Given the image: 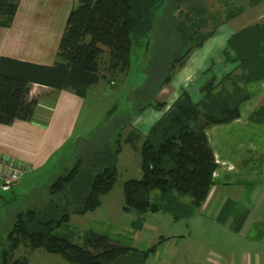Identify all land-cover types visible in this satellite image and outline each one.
Instances as JSON below:
<instances>
[{
    "label": "trees",
    "instance_id": "1",
    "mask_svg": "<svg viewBox=\"0 0 264 264\" xmlns=\"http://www.w3.org/2000/svg\"><path fill=\"white\" fill-rule=\"evenodd\" d=\"M192 1L77 0L68 13L53 64L0 56V123L32 119L37 99L28 95L34 83L85 96L101 79L125 73L135 47L151 53L146 81L138 89L145 104L140 110L165 105L156 95L175 71L218 25L243 10V5L233 6L223 20H217L206 5ZM18 2L0 0V26L11 23ZM209 20L212 28L206 30ZM221 55L227 69L204 84L201 97L194 100L189 92L181 91L148 129L140 146L141 176L122 185L124 211L140 218L163 211L179 220L189 217L207 196L217 164L205 130L237 118L248 98L244 85L264 78V23L233 33ZM126 117L120 119L124 124L129 123ZM249 119L264 120V105ZM106 122L82 139L76 160L54 175L45 204L15 214L7 244L0 250V264H27L26 257L14 256L21 245L30 251L59 254L67 264H145L154 246L141 250L90 231L88 245L82 247L53 232L72 214L99 206L101 196L117 179L121 139L134 145L140 138L132 130L125 138L118 131L111 140L104 132Z\"/></svg>",
    "mask_w": 264,
    "mask_h": 264
},
{
    "label": "crops",
    "instance_id": "2",
    "mask_svg": "<svg viewBox=\"0 0 264 264\" xmlns=\"http://www.w3.org/2000/svg\"><path fill=\"white\" fill-rule=\"evenodd\" d=\"M24 1L19 0L11 23L0 26V56L51 65L56 61L66 21L64 30L54 33V29H47L39 20L40 16L27 18L25 11L29 5H24ZM262 2L264 0H259L256 5ZM243 11L244 7L239 14L218 25L157 93V99L165 103L164 111L181 91L186 90L191 97L193 92L201 95L202 87L213 75L220 76L226 71L221 52L233 33L264 23L263 9L248 24L222 31ZM244 87L248 98L240 105L239 116L205 130L217 166L207 196L189 217L173 220L170 213L159 211L148 212L140 218L132 211H124L122 201L119 211L124 217L116 223L114 214L118 210L113 212L104 202L111 188L101 196L97 208L84 214H72L67 222L54 229V234L82 247L88 245L90 231L141 250L154 246L145 264H264V120L249 119L254 110L264 105V78ZM167 90L170 97L161 100L158 96ZM86 96L87 93L79 96L70 90L34 83L28 95L37 99L32 119L0 123V155L26 164V173L43 169L75 135ZM153 108L140 110L136 119H132V126L142 134L140 146L154 123L151 120L147 126H142V116ZM161 115L162 112L153 119ZM79 139H82L81 134H78ZM138 152L140 154V148ZM25 174L5 191L17 187ZM140 176L141 154L133 178ZM32 189L31 185L27 192Z\"/></svg>",
    "mask_w": 264,
    "mask_h": 264
},
{
    "label": "rangeland",
    "instance_id": "3",
    "mask_svg": "<svg viewBox=\"0 0 264 264\" xmlns=\"http://www.w3.org/2000/svg\"><path fill=\"white\" fill-rule=\"evenodd\" d=\"M250 1H252V4H250ZM258 1L193 0L192 2L206 5L217 20H223L226 11L232 9L233 5H243L244 11L222 28V31L227 32L230 29H237L244 24H248L247 22L256 13L262 11L264 9V2L256 5ZM25 4L29 5L25 11L27 18L40 16L39 20L45 23L47 29L50 28L51 31L54 29L52 32L55 33L56 31L62 32L64 30L67 14L76 6L77 0H25ZM183 8L185 9L186 6L183 5ZM211 28L212 21L209 20L206 30H210ZM33 39H37L36 35H34ZM147 56H149L150 60L151 53L146 54L141 47L133 48L130 54V66L125 73L117 72L111 78L110 76L103 78L97 84L88 88L85 103L77 120L75 135L67 142L63 150L59 154H56L43 169L35 173L25 172L26 174L19 181V185L8 191H5L0 186V250L7 244L6 236L12 226L15 214L19 210L41 208L45 204L49 196L48 188L52 178L55 174L63 172L65 167L70 166L76 160L79 156V146L82 144L83 138L91 136L106 120L104 132L110 134L111 140L118 131L121 133L122 138H125L132 130L138 132L141 138L142 134L132 126V121L136 119L140 108L145 105L144 99L138 95V89L144 85L147 78ZM170 95L171 93L167 90L166 92L162 91L158 97L163 100L169 98ZM200 97L201 95L197 96L193 92L192 98L194 100H198ZM164 107L165 105H159L152 110H148L142 116V126H147L151 120L152 123L155 122L154 120L156 119L153 118L159 116L161 112L163 113ZM125 117L128 118L129 123L125 122L126 124H124L120 120L124 121ZM139 130H142L141 127H139ZM78 134H81L82 139L77 140ZM140 138L139 141L134 142V145L126 143L121 139L122 148L116 157L117 179L108 196H106L107 201H104L105 204L113 208V212L115 209L118 210L114 214L116 223H120L123 216V213L119 211L123 201L122 184L125 180L135 177L136 171L139 168L140 154L138 151L141 142ZM95 143L97 142L95 141ZM31 185L33 186L32 191L27 192ZM14 253L15 257H26L27 264H67L61 255L49 253L43 249L30 251L25 248L24 250V247L21 245L17 247Z\"/></svg>",
    "mask_w": 264,
    "mask_h": 264
},
{
    "label": "built area",
    "instance_id": "4",
    "mask_svg": "<svg viewBox=\"0 0 264 264\" xmlns=\"http://www.w3.org/2000/svg\"><path fill=\"white\" fill-rule=\"evenodd\" d=\"M28 170V166L0 155V186L6 190L17 182Z\"/></svg>",
    "mask_w": 264,
    "mask_h": 264
}]
</instances>
